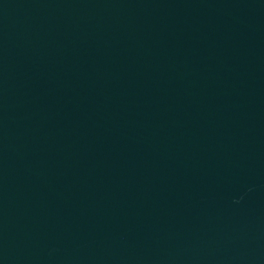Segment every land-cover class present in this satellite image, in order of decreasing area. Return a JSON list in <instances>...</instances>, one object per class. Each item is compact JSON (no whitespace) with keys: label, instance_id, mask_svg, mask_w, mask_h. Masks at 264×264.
<instances>
[{"label":"water","instance_id":"water-1","mask_svg":"<svg viewBox=\"0 0 264 264\" xmlns=\"http://www.w3.org/2000/svg\"><path fill=\"white\" fill-rule=\"evenodd\" d=\"M0 264H264V0H0Z\"/></svg>","mask_w":264,"mask_h":264}]
</instances>
